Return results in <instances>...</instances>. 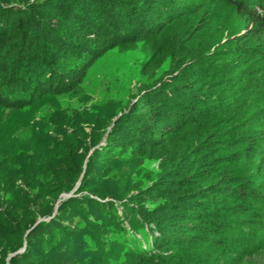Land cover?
Segmentation results:
<instances>
[{"label": "trees", "instance_id": "1", "mask_svg": "<svg viewBox=\"0 0 264 264\" xmlns=\"http://www.w3.org/2000/svg\"><path fill=\"white\" fill-rule=\"evenodd\" d=\"M231 42V53L246 56L241 63L220 59ZM138 43L152 57L147 74L157 66L163 77L113 123L108 146L139 164L158 160L168 189L118 200L121 215L113 203L90 201L78 235L97 233L110 217L117 233L98 234L100 249L121 246L120 264H264V0H0V104L68 94L106 52ZM51 225L43 223L62 231ZM55 261L76 259L61 252Z\"/></svg>", "mask_w": 264, "mask_h": 264}, {"label": "rangeland", "instance_id": "2", "mask_svg": "<svg viewBox=\"0 0 264 264\" xmlns=\"http://www.w3.org/2000/svg\"><path fill=\"white\" fill-rule=\"evenodd\" d=\"M230 39L226 37L222 43ZM145 44L109 50L68 94H46L19 108L0 104V264H57L55 256L61 252L74 257L75 264H120L122 247L115 244L100 249L104 242L98 239L101 232L117 233L115 219L99 222L97 233L91 236L78 234L88 228L90 201L113 203L121 215L118 200L141 194L148 198L146 191L168 189L159 183L158 160L139 164V156L130 159L127 151H111L108 146L113 123L141 101L148 92L145 88L163 77L155 65L152 76L147 74L144 63L152 57ZM221 49L222 61L237 64L246 59L241 52L231 53L236 51L233 42ZM253 59L258 58L253 57L252 63H259ZM172 64L170 58L165 60L164 70L172 71ZM232 95L226 94L228 99ZM64 143L72 146L68 161L61 155ZM241 147L240 143L229 146L224 154ZM206 160L196 162V167L200 169ZM248 161L238 163L250 166ZM121 220L129 227L127 220ZM47 222L51 229L56 225L63 232L47 231L43 227ZM39 227L38 234L30 237ZM134 233L144 237L143 231ZM67 238L70 242L64 243Z\"/></svg>", "mask_w": 264, "mask_h": 264}]
</instances>
